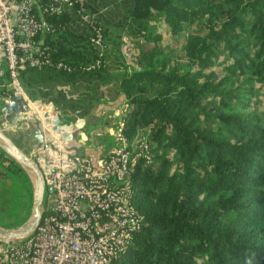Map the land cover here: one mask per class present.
Returning <instances> with one entry per match:
<instances>
[{"label":"trees","instance_id":"obj_1","mask_svg":"<svg viewBox=\"0 0 264 264\" xmlns=\"http://www.w3.org/2000/svg\"><path fill=\"white\" fill-rule=\"evenodd\" d=\"M43 18L50 63L19 78L59 80L81 116L121 95L103 153L145 137L129 174L139 226L110 264H264V0H73ZM12 188L28 211L30 181L0 151L3 227L26 220L2 222Z\"/></svg>","mask_w":264,"mask_h":264},{"label":"built area","instance_id":"obj_2","mask_svg":"<svg viewBox=\"0 0 264 264\" xmlns=\"http://www.w3.org/2000/svg\"><path fill=\"white\" fill-rule=\"evenodd\" d=\"M72 3L0 0V105L14 97L26 103L18 84L20 71L50 63L41 45L42 35L50 29L43 14L58 13ZM80 18L91 25L89 15ZM92 40L99 45L97 30ZM21 118L27 119L10 123ZM37 126L41 142L30 138L22 149L43 177L42 214L29 236L0 241V264H110L139 226L130 201L129 174L139 153L147 150L145 137L134 141L133 152L123 148L83 152L82 139L63 138L65 131L54 133L43 121Z\"/></svg>","mask_w":264,"mask_h":264},{"label":"rangeland","instance_id":"obj_3","mask_svg":"<svg viewBox=\"0 0 264 264\" xmlns=\"http://www.w3.org/2000/svg\"><path fill=\"white\" fill-rule=\"evenodd\" d=\"M156 29L161 32L162 39L160 42L162 45L166 43L169 47H177L180 45L183 39L182 34L169 37L163 32V26H158ZM124 48H127L126 52L129 54L134 51L131 42L126 38L125 46H123L122 49ZM38 75L40 76L37 72L25 73V78H27V80L18 79L20 94L25 98L29 106L28 110L30 116L27 119L21 118L13 124L10 123L12 116H9L8 121L5 123V132L13 138L19 147L23 148L30 141L28 129L22 125L26 124L27 127H32L39 124L43 121L41 113L47 108L57 113L61 121L69 126L68 131L74 140L80 138L84 141V146L81 148V151H101L102 147L105 145L115 143V136L109 135L113 133L111 128L112 124L115 122L116 117L120 115L121 104L115 109L106 107L105 104H95L90 109H87L81 116L77 111L70 108L71 100L68 99V94L66 93L67 86L61 84V82L56 79L50 80L45 78L44 83L39 81L36 82L35 80ZM8 88H11V86L9 85ZM61 90L64 91L66 95L62 94ZM119 100L120 103H124L121 95ZM263 104L264 100L259 102L257 106L260 107ZM7 193L5 192V195L2 197L3 209H5L2 222L5 225H14L26 219L30 209L27 211L26 208H24V203L20 204L19 188L9 189ZM22 199H24L23 195Z\"/></svg>","mask_w":264,"mask_h":264},{"label":"water","instance_id":"obj_4","mask_svg":"<svg viewBox=\"0 0 264 264\" xmlns=\"http://www.w3.org/2000/svg\"><path fill=\"white\" fill-rule=\"evenodd\" d=\"M28 105L21 97H14L13 99L1 102L0 114L8 121L9 116L12 120L19 117L28 118ZM41 118L43 123L49 127L54 133L65 131L63 138H70L68 125L61 121L57 113L51 109H46L42 112ZM0 123V151L11 158L18 166L25 172L30 181L31 201L30 212L25 221L20 225L14 227H3L0 225V241H15L21 240L34 232L41 214L42 204L44 199V183L41 172L32 158H30L21 147L13 140V138L5 132ZM28 137L32 139L33 143L37 144L42 140V132L39 126L27 127Z\"/></svg>","mask_w":264,"mask_h":264},{"label":"crops","instance_id":"obj_5","mask_svg":"<svg viewBox=\"0 0 264 264\" xmlns=\"http://www.w3.org/2000/svg\"><path fill=\"white\" fill-rule=\"evenodd\" d=\"M119 98H120V96H118L117 97V99L116 100H114V101H111V102H108L107 104H105V106L106 107H109V108H111V109H115L116 107H119V105L121 104V108L124 106V103H120L119 101ZM104 105V104H103ZM102 105V106H103ZM40 106V105H39ZM41 107H43V106H41ZM0 108H1V105H0ZM32 109V108H31ZM119 113V112H118ZM0 116H1V119H0V122H1V125H3L2 126V128H3V130H5V122H6V120L3 118V115L2 114H0ZM23 126V125H22ZM87 151V150H86Z\"/></svg>","mask_w":264,"mask_h":264}]
</instances>
